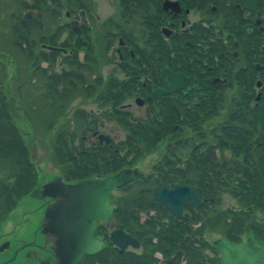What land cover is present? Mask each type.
I'll list each match as a JSON object with an SVG mask.
<instances>
[{
  "label": "flooded vegetation",
  "instance_id": "obj_1",
  "mask_svg": "<svg viewBox=\"0 0 264 264\" xmlns=\"http://www.w3.org/2000/svg\"><path fill=\"white\" fill-rule=\"evenodd\" d=\"M29 1L24 8L23 0H17L23 10L18 8L0 20V101L8 99L4 88L10 85L15 88L13 99H21L23 64L30 85L42 87V99L54 98L52 93L67 99V89L77 83L87 92L104 89L100 111L97 107L74 111L85 122L83 133L77 142L63 138L66 148L74 147L77 157L104 152L98 161H105L106 156L109 169L94 172L96 165L86 178L131 172L130 180L114 188L109 198L115 190L131 192L143 185L140 194L127 193L122 198H143L150 191L153 201L147 210L121 221L117 199L106 219L94 221L93 237L101 241L99 251L76 264H264V192L255 194L254 202L246 205L242 197L247 192L238 190L234 194L238 206L217 209L219 191L210 192L207 180L203 186L196 184L200 180L194 168H188L193 167L196 151L207 147L226 167L245 164L247 148L264 150V0H111L118 2L116 18L111 14L103 19L102 29L100 16L88 8L89 1L62 16L63 0ZM13 4L0 0V9L13 8ZM51 14L61 18L55 31L50 30ZM136 18L144 30L139 39L136 31L119 28L120 22L128 24ZM125 96H134L132 103H121ZM225 99H237L236 107L220 131L207 135L209 143L202 126L225 111ZM106 120L119 123L125 131L123 140L115 141L110 132L100 131ZM166 120L173 121L174 130L179 124H189L198 140L194 143L189 137L182 145L176 141L177 148L189 149L186 160H180L169 145L167 156L146 176L136 168H124L121 160L117 169L110 167L112 154L137 147L132 143L135 133L142 137L146 130L161 133ZM235 141L244 142L240 146ZM224 148L240 152L243 160L220 158ZM7 181L0 180V184ZM166 181L169 189L175 185L195 189L200 203L184 204L179 216H174L153 197L152 190ZM15 195L0 193V264H57L54 243L42 233L44 210L52 200ZM115 230L131 242L121 247L117 239H110ZM222 242L237 247L233 251L239 250L240 256L226 255L224 263Z\"/></svg>",
  "mask_w": 264,
  "mask_h": 264
},
{
  "label": "rangeland",
  "instance_id": "obj_2",
  "mask_svg": "<svg viewBox=\"0 0 264 264\" xmlns=\"http://www.w3.org/2000/svg\"><path fill=\"white\" fill-rule=\"evenodd\" d=\"M12 1L15 2V5L13 4V8L5 6L4 8L0 9V20H6L10 15H12L11 13L15 14L17 11H19L18 8L20 7H18L17 0ZM88 1V8L100 16V21L98 23L100 24L101 29L103 28L101 26V21L103 19H106L111 14V17L116 18L118 2H112L111 0H63V7L60 12V16H62V14L64 15V12L68 9H73L76 11L80 2ZM29 3V0H23V4L25 6L21 7L27 8ZM101 3L109 4L105 5ZM22 10L23 9L20 8V11ZM51 16L55 19V15L51 14ZM54 19H52L50 22L51 31H55L56 27L58 26L57 23L61 20V18H56L55 21ZM119 28L123 32L134 33V31H136L138 39L144 34L143 26L140 23L139 18H136V20H133L128 24L120 22ZM93 29L97 30V25ZM20 70H22L25 74V79L21 78V99H13L15 88L14 85H10L11 87L4 88L5 95L8 97V99L5 100L8 104L11 121L18 128L23 142L28 149L30 160L36 169V183L37 185H40L41 183L51 180L56 176H63L65 173L66 166L60 164L58 158L56 157V136L61 135L62 139L67 138L68 140L74 139L75 142L79 141L80 135L83 133L82 129L85 122L77 118L76 115L75 117L74 111L79 110L87 112L90 109H95L96 107L98 108V111H100L101 107L99 106V99H103L106 95L103 94L104 89H99L100 87H97V91L95 89V91L89 89L93 92H87L80 83H77L74 88L70 87V90L67 89V99L60 100V98L57 97L59 96L58 94L52 95V97H54L52 99H57L58 102H61L60 104H55V102H53L54 100L51 101L50 99H42L43 96H40L39 94V92L43 90L42 87H40L38 84L36 86L30 85V77H26L28 75L27 66L24 64L21 65ZM115 72L116 76L122 78L120 72ZM95 73L100 74L98 71H95ZM5 80H7V78ZM72 82L75 84V79H72ZM61 97H63V95ZM132 99H134V96H132V98L125 96V99L121 103L129 101L132 103ZM236 101L237 99H225V103L227 105L225 111L220 113V115H218L216 118L204 122L202 129L206 134L207 142L212 143L211 139L208 138L207 135H209V133L214 130L220 131V125L223 124L224 119L227 117L229 118L228 114L230 115L231 112L234 111V108L236 107ZM94 120L97 122L100 121V119L96 118ZM163 122L166 123L163 126H158L157 128L158 130L162 126L163 131L161 133H151L149 132L150 130H146V137L138 136L136 133L132 136V143L137 144V147L123 149L117 155V157H119V159L123 162L124 168H136L144 176L148 175L151 172L152 166L156 165L162 159V157L167 156V149H170L168 147L169 145L172 147L171 150L175 152L176 156L180 160L184 161L187 159L190 152L189 149L177 148L176 141H180L179 145L185 143L184 139H188L189 137H191V140L194 143L198 141L193 135V132L190 131L189 124H179L174 130L172 129L173 121L166 120ZM154 127L156 128V125H154ZM103 130L110 132L115 141H121L124 139L125 131L121 129V126L115 120H106V124L103 126V129H100V131L103 132ZM86 137L88 136L86 135ZM70 152L73 155V158L74 156L77 157V151L74 149V147ZM219 157L227 160H243L240 152L231 151L227 148H224L223 151L220 152ZM105 158V161L97 162L98 167L95 168L94 172L103 173L109 169L107 163L108 159L106 156ZM110 167L112 168L111 164ZM8 168L7 161L3 160L1 155L0 174L2 177H0V180H11L10 177L13 173H10ZM143 190V185L134 187L131 192L115 190L110 195L109 202L110 204H117V199L121 200L124 197H127V193H132L131 195H138ZM218 191L219 193L215 197L214 208L228 209L230 207L238 206L236 199L234 198V194L238 190H234L232 187H220ZM35 205H37V203H35ZM30 206H32L31 203ZM258 214H261V217H263L262 213ZM111 221L112 219H108V222Z\"/></svg>",
  "mask_w": 264,
  "mask_h": 264
},
{
  "label": "trees",
  "instance_id": "obj_3",
  "mask_svg": "<svg viewBox=\"0 0 264 264\" xmlns=\"http://www.w3.org/2000/svg\"><path fill=\"white\" fill-rule=\"evenodd\" d=\"M50 100H54L53 102L55 104L61 103L57 99ZM56 138V157L60 164L66 166L65 173L63 174L65 180L73 181L89 177L93 167L95 168L97 165L98 158H102L98 156H103L104 152H88L74 159L70 152L71 150L66 148L61 135L56 136ZM235 138L237 139V136ZM235 143L240 146L242 144L239 141H235ZM0 148L2 149L1 155L3 160L7 161L8 169L10 173H13L11 175L13 176V180L10 183L0 184V193L3 196L16 194L15 196L17 197L27 194L36 184V171L29 160V152L23 142L21 134L11 121L8 104L5 99L0 101ZM243 153L245 158H247L245 164L226 167L220 165L215 160L214 150L207 147L202 152L201 150L196 151L194 154L195 157H193V167L189 166L188 168L189 170L194 168L196 176L200 180L196 184L203 186L202 182L207 180L210 185V192H215L220 187H232L234 190H242L247 192L242 197L243 202L246 205H250L255 200V194L264 192V150L257 148L256 150L250 151L247 148ZM112 158V167L117 169L120 166V159L113 154ZM152 203L150 191L143 198L134 197L129 200L122 199L117 204V217L121 221H126L129 217H134L136 211L147 210Z\"/></svg>",
  "mask_w": 264,
  "mask_h": 264
},
{
  "label": "water",
  "instance_id": "obj_4",
  "mask_svg": "<svg viewBox=\"0 0 264 264\" xmlns=\"http://www.w3.org/2000/svg\"><path fill=\"white\" fill-rule=\"evenodd\" d=\"M166 91H163L165 93ZM131 172L121 170L115 175L100 179H86L73 184L64 183L60 176L53 178L42 186L35 188L31 197H49L53 202L44 211L43 231L53 241L57 264H76L83 256L92 255L100 249L101 242L92 239L93 221L105 219L112 211L107 197L111 189L129 181ZM169 181L153 189V197L174 216H179L182 205L199 204L195 189L186 185L168 188ZM121 247L131 242V238L121 230L110 234ZM226 255L240 256V251H233L226 242L219 244Z\"/></svg>",
  "mask_w": 264,
  "mask_h": 264
}]
</instances>
